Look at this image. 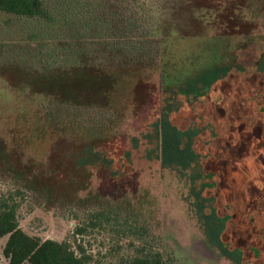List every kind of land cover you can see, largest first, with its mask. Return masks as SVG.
Segmentation results:
<instances>
[{"label":"rangeland","instance_id":"rangeland-1","mask_svg":"<svg viewBox=\"0 0 264 264\" xmlns=\"http://www.w3.org/2000/svg\"><path fill=\"white\" fill-rule=\"evenodd\" d=\"M43 1L53 23L0 9V197L21 229L95 264L142 244L171 264H264V0H123L153 8L158 56L88 65L72 15L89 7Z\"/></svg>","mask_w":264,"mask_h":264},{"label":"trees","instance_id":"trees-1","mask_svg":"<svg viewBox=\"0 0 264 264\" xmlns=\"http://www.w3.org/2000/svg\"><path fill=\"white\" fill-rule=\"evenodd\" d=\"M100 1L102 0H80L82 6L89 7L86 12L79 7L76 9L78 0L68 1L69 11L77 10L73 12L72 18L82 16L79 33L83 31L84 34L78 35L76 41L78 54L83 58L82 65H88V61L96 59L97 53H105L107 59L111 58L116 63L120 61L130 64L145 62L143 53L145 54L148 49L158 56V42L155 43V40L148 36L144 25L143 15L152 12L153 9L149 7V3H145L146 8L144 5L140 7L143 8L142 11L136 10V7L131 8L134 11L131 12V16H127V11H123V0H113L102 6L98 3ZM138 1L136 0L135 3H139ZM0 9L18 16L44 18L52 23L54 21L51 9L43 0H0ZM142 13L143 15H140ZM98 32L102 33L98 34ZM115 36L119 39L131 38V41L123 45L120 41L113 40ZM97 44L96 52L94 48ZM152 44L155 45V49H152ZM97 57L99 58L98 55ZM127 60L129 61L126 62ZM6 235L9 237L4 255L9 261L8 264H95L93 256L81 245L73 247L68 241L43 240L26 233L18 222L17 205H11L9 198L2 196L0 197V238ZM122 264H171V262L166 261L160 251H154L146 244H142L132 255L123 260Z\"/></svg>","mask_w":264,"mask_h":264}]
</instances>
